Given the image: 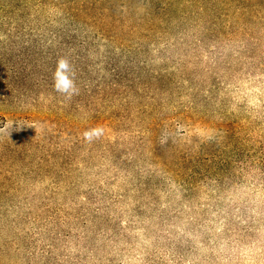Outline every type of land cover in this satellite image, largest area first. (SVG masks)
Masks as SVG:
<instances>
[{
    "label": "trees",
    "instance_id": "trees-1",
    "mask_svg": "<svg viewBox=\"0 0 264 264\" xmlns=\"http://www.w3.org/2000/svg\"><path fill=\"white\" fill-rule=\"evenodd\" d=\"M102 3L0 0V130L44 120L85 145L0 153V264H264V0H148L138 23ZM165 126L247 154L161 155Z\"/></svg>",
    "mask_w": 264,
    "mask_h": 264
},
{
    "label": "rangeland",
    "instance_id": "rangeland-1",
    "mask_svg": "<svg viewBox=\"0 0 264 264\" xmlns=\"http://www.w3.org/2000/svg\"><path fill=\"white\" fill-rule=\"evenodd\" d=\"M104 7L111 8L110 18L124 23H138L139 18L149 12V7L144 3L148 0H102ZM10 123L8 127L0 130V153H45V150L55 144V148L62 153H83L85 145L81 139L78 143H73L75 137L71 133H58L51 130L48 123L44 120L34 119L28 123L14 127ZM185 126L170 127L165 126L161 129L158 139L160 151L157 153H166L162 151L165 144L181 151H190L191 148L199 153H224L231 160L240 159L247 154L248 147L244 143L234 139L224 140V134L218 129H210L207 132H198L192 129L187 135H180L186 132ZM213 128V127H212ZM66 131V129H62ZM25 146V148H24ZM31 149V150H30ZM36 149V151H34ZM192 151V150H191ZM219 165V164H217ZM10 184L18 182V179L11 174ZM250 183L249 180L245 182ZM232 184V183H231ZM7 197H0L3 202Z\"/></svg>",
    "mask_w": 264,
    "mask_h": 264
},
{
    "label": "clouds",
    "instance_id": "clouds-1",
    "mask_svg": "<svg viewBox=\"0 0 264 264\" xmlns=\"http://www.w3.org/2000/svg\"><path fill=\"white\" fill-rule=\"evenodd\" d=\"M74 75L75 73L70 62L65 58L58 59L53 72L54 90L69 99L77 94L78 89L76 88ZM101 133L102 129L96 128L84 132L83 135L86 140H91L93 137L99 136Z\"/></svg>",
    "mask_w": 264,
    "mask_h": 264
}]
</instances>
